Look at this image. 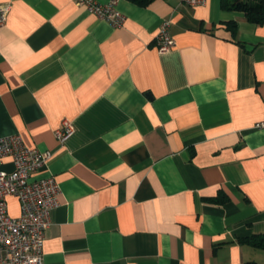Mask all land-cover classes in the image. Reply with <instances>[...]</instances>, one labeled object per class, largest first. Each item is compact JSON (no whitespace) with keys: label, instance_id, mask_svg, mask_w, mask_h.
<instances>
[{"label":"crops","instance_id":"crops-1","mask_svg":"<svg viewBox=\"0 0 264 264\" xmlns=\"http://www.w3.org/2000/svg\"><path fill=\"white\" fill-rule=\"evenodd\" d=\"M220 4L118 0L114 28L73 0H0V138L51 152L32 177L60 189L44 264H264L242 242L264 236V25Z\"/></svg>","mask_w":264,"mask_h":264},{"label":"built area","instance_id":"built-area-1","mask_svg":"<svg viewBox=\"0 0 264 264\" xmlns=\"http://www.w3.org/2000/svg\"><path fill=\"white\" fill-rule=\"evenodd\" d=\"M187 6H200L207 0H180ZM76 6L112 27L125 24L126 16L117 8L118 0L101 4L96 0H73ZM7 6H0V28L7 21ZM171 22L165 20L155 38L160 54L175 47V39L169 32ZM255 128L264 129V121ZM75 135L70 120H64L56 131L57 140L64 145ZM51 152H40L28 147L19 135L0 138V264H44V245L47 231L52 225V213L60 206L59 185L53 176L34 179L52 159ZM11 164L8 171L4 165ZM16 198L20 214L12 216L8 199Z\"/></svg>","mask_w":264,"mask_h":264},{"label":"trees","instance_id":"trees-1","mask_svg":"<svg viewBox=\"0 0 264 264\" xmlns=\"http://www.w3.org/2000/svg\"><path fill=\"white\" fill-rule=\"evenodd\" d=\"M130 2L146 7L154 0H129ZM224 10L240 12L247 20L256 25H264V0H221ZM228 28L233 35L237 33L236 23H228ZM243 244L251 245L253 248L264 250V236L252 237L242 241Z\"/></svg>","mask_w":264,"mask_h":264}]
</instances>
